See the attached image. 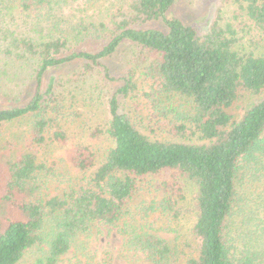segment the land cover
<instances>
[{
	"label": "trees",
	"instance_id": "obj_1",
	"mask_svg": "<svg viewBox=\"0 0 264 264\" xmlns=\"http://www.w3.org/2000/svg\"><path fill=\"white\" fill-rule=\"evenodd\" d=\"M234 1L244 5L264 48V0ZM70 2L0 0V12L17 5L37 19L47 18L44 30L36 32L41 34L18 36L9 43L11 54L34 64V92L23 107L0 108V137L5 124L27 117L33 121L25 148L5 156L3 174L0 163V201L10 207L9 217L0 220V264H18L29 250L43 246L39 264H56L77 236L99 223L121 224L119 230L131 249L142 253L149 264H166L173 254L170 244L151 231L153 226L141 222L149 210L131 218L138 185L148 177L168 179L162 184L169 195L162 204L167 210H177L182 182L195 189L196 219L191 230L195 253L186 264H264V192L246 201L240 187L252 173H263L259 166L264 155V53L239 54L232 27H222L218 21L198 36L179 19L167 17L175 0H128L106 15L94 11L96 16H80L79 22L71 18L66 24L64 19L77 17L63 14ZM97 17L96 27L84 21ZM150 23L161 28H142ZM105 31L110 37L100 51L74 48L82 37ZM123 43H130L136 53L108 101L110 120L105 131L113 148L97 168L89 147L71 149L67 156L73 167L82 173L95 168L93 173L62 196L39 198L43 166L34 149L66 142L65 132L50 114L54 107L48 104L55 97V86L43 90L44 76L74 61L91 69ZM137 70L142 71L140 76ZM138 77L149 83L142 97L151 104L158 96L188 99L191 113L171 133L183 139L198 135L204 142L152 141L142 134L119 111L120 100L137 91ZM241 91L253 100L235 121L228 110Z\"/></svg>",
	"mask_w": 264,
	"mask_h": 264
},
{
	"label": "rangeland",
	"instance_id": "obj_2",
	"mask_svg": "<svg viewBox=\"0 0 264 264\" xmlns=\"http://www.w3.org/2000/svg\"><path fill=\"white\" fill-rule=\"evenodd\" d=\"M65 6L64 15H73L64 19V23L74 18L79 22L80 16L106 15L112 9L126 5L128 0H70ZM17 6V5H16ZM3 8L0 12V108L10 109L27 105L33 97L34 64L30 60L19 59L11 54L9 43L15 37H33L47 24L46 15L37 19L34 13H27L18 6ZM88 8L87 14L83 10ZM70 12V14H69ZM97 13V15H98ZM168 18L179 19L184 25L192 27L198 36L205 35L211 25L218 23L225 27L230 25L236 40L234 49L241 55L264 53L259 30L248 18L244 5L234 0H175L167 13ZM37 21L39 25H37ZM59 21V20H58ZM87 25L98 26V17ZM142 28H161L159 23H150ZM109 31L93 33L82 37L75 43L76 50L96 53L108 42ZM136 49L130 43H123L110 56L98 61V64L86 68L83 62L74 61L50 69L43 78V90L49 85L55 86V97L48 103L54 107L50 114L55 123L65 132L63 145L35 148L38 163L43 166L40 172L39 198L62 196L71 186L87 180L105 159L107 152L113 148L111 138L106 134L110 120L108 101L121 84L130 62L134 59ZM142 71L137 70L136 76ZM137 91L129 98L120 100L119 111L152 141H186L201 144L204 141L198 135L188 134L185 139L175 135L173 126L183 122L191 113V104L181 96L160 97L151 104L143 99L149 83L138 77ZM250 93L241 91L233 106L228 110L233 120L239 121L244 112L252 105ZM33 118L27 117L5 124L0 137V156L3 174L6 168V155L25 148V137ZM185 136V135H184ZM188 140V141H187ZM77 146H86L95 154L96 165L86 173L79 172L70 163L67 154ZM264 147V141H263ZM11 151V152H10ZM8 159V158H7ZM262 164L264 155L261 156ZM262 172L252 173L250 178L241 182L244 200H255L254 196L264 192V166ZM167 178L148 177L141 181L132 202L131 218L143 216L140 210L148 209L149 214L142 223L153 226L151 230L170 244L173 254L166 264H186L194 256L195 243L191 230L196 219L194 211L195 189L189 183L182 182V199L176 205V211L162 207L169 195L162 184ZM170 181V180H169ZM171 182V181H170ZM3 190H0V196ZM257 197V196H256ZM173 198V197H172ZM165 210V212H163ZM10 207L0 201V220L9 217ZM130 221V220H129ZM3 226V224H2ZM119 226L95 224L84 234L77 236L69 251L56 264H149L145 256L131 249L119 230ZM1 228V227H0ZM46 246L29 250L18 264H39L44 257Z\"/></svg>",
	"mask_w": 264,
	"mask_h": 264
}]
</instances>
